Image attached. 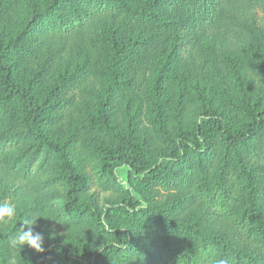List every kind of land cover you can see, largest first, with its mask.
Here are the masks:
<instances>
[{
  "label": "trees",
  "instance_id": "16d2710c",
  "mask_svg": "<svg viewBox=\"0 0 264 264\" xmlns=\"http://www.w3.org/2000/svg\"><path fill=\"white\" fill-rule=\"evenodd\" d=\"M17 4L0 0V170L42 192L61 188L64 196L53 204L61 222L88 219L110 235L98 246L54 241L39 264H264V107L253 105L242 86L245 62L264 75V0H43L7 29L4 20ZM228 32L239 44L215 60L231 69L241 91L235 115L209 100L191 128L179 126L168 138L167 84L189 80L195 66L215 68L209 58ZM74 35L88 38L92 50L72 69L57 68L60 51L51 43ZM31 62L38 70L28 75ZM91 76L106 82L103 99L84 87ZM139 90L156 110L167 150L149 154L137 130L122 132L110 108L125 93L130 107ZM77 92L94 96L97 107L84 125L105 136L91 175L79 170L73 151L87 153L95 138L52 134L78 110ZM103 180L126 195L100 206L91 190ZM157 187L184 189L186 200H196L203 216L224 228L159 206L146 194ZM117 214L129 225H120Z\"/></svg>",
  "mask_w": 264,
  "mask_h": 264
},
{
  "label": "rangeland",
  "instance_id": "374dc122",
  "mask_svg": "<svg viewBox=\"0 0 264 264\" xmlns=\"http://www.w3.org/2000/svg\"><path fill=\"white\" fill-rule=\"evenodd\" d=\"M42 1L16 0L18 4L15 7V11L4 20L7 29L16 27L19 20L25 16L27 9L32 4ZM228 33L218 43H215L216 47L212 53L214 55L210 56V61L219 60L223 48L238 46V39L230 34L231 32ZM89 34V32H86L84 36ZM51 44H53V50H56V52L60 51V54L56 57L55 66L57 68L63 66L69 70L83 60L85 53L92 50L88 38L82 37L80 39L75 35L63 39L56 38ZM206 45L207 43L204 44V46ZM262 46L264 47V42H262ZM204 49H207V47ZM217 60H215V68L212 66L205 72H200L198 67L195 66L198 74L194 71L189 80L181 81L180 78H176L173 82L167 84L168 87L164 93L170 101L166 108L167 116L165 117L164 127L167 129L168 138H172L173 132L179 126L191 128L196 119L198 107L209 103V100H212L214 105L222 106L230 114L235 115L232 103H240L242 94L238 88L234 73L231 72V69L226 64ZM27 64L28 75H32L38 70L36 62ZM242 72V86L248 90L252 104L257 107H264V75L255 69L252 63L247 62H245ZM147 75L151 78L150 71H148ZM48 82L49 79L44 81L45 87ZM105 86L106 82L104 80L93 76L84 85L88 89L97 91L101 98H104L103 91ZM142 89H145V86ZM128 96L125 93L123 99H119L116 103L113 102L110 107L117 113L116 118L122 128V132L127 133L134 127L137 130L136 133L140 143L149 154L153 153V150L158 152L167 150L170 146V141H167V138L158 136L156 131L157 124L154 121V118H157L156 110L154 108V111H152L151 105L146 103L144 90H139L137 95H133V104L130 107L129 105L126 106ZM77 98L78 110L69 111L63 121L53 127L52 134L60 140L75 136L74 134L79 139H82L83 136L95 138V140L91 141L90 150L87 153L73 151V157L79 170L91 175L93 174L94 166L97 165L99 156L102 154L98 140H102L105 136L96 130L88 129L84 125L87 115H93V108L97 107L94 96L77 92ZM83 98L87 100V103H85ZM182 101L186 106L185 111H183L184 105ZM182 105L183 107H181ZM94 177L96 176L94 175ZM103 182L104 180L101 181L102 184L100 183L98 187L92 186L91 190L94 198H98L100 206H103L107 201H120L126 195V192L122 191L120 187L107 188V186L103 185ZM134 185L136 186V183ZM148 189L146 194L159 206L166 208L179 207L180 217H185L190 221L199 220L201 217L202 222L207 224L209 228L215 230L224 228V224L220 220L203 216V209L196 203V200H186L187 196L184 189L165 190L161 187ZM62 196H64V192L61 188H52L49 191L42 192L35 187V182L23 180L16 175L5 172L2 169L0 170V203L11 204L16 209V214L12 219L7 222H0V264H8V260L12 255L17 257L19 264H39L43 260V253H38L27 245L21 249V252L9 247L10 235L13 234L25 217L46 216L40 217L35 227L36 231L44 234L45 247L57 240L73 245L98 246L110 239L109 234L103 233L104 231L92 224L88 219H83L78 224L73 225H66L61 222L57 217L58 210L53 204L58 202ZM85 198L88 197H82V199ZM181 204L185 205L181 207ZM119 216L118 214L115 215L120 225H129L124 217ZM84 218L86 217L84 216Z\"/></svg>",
  "mask_w": 264,
  "mask_h": 264
},
{
  "label": "clouds",
  "instance_id": "9594fccd",
  "mask_svg": "<svg viewBox=\"0 0 264 264\" xmlns=\"http://www.w3.org/2000/svg\"><path fill=\"white\" fill-rule=\"evenodd\" d=\"M15 214L16 209L13 205L8 203H0V222H7L8 220L12 219ZM40 217L46 216L35 215L25 217L19 223L18 227L9 237V247L11 249L19 250L21 252V249L27 245L38 253L45 252V236L42 232L35 230ZM8 264H19V260L15 255H12L8 260ZM219 264H225V262L221 260L219 261Z\"/></svg>",
  "mask_w": 264,
  "mask_h": 264
}]
</instances>
